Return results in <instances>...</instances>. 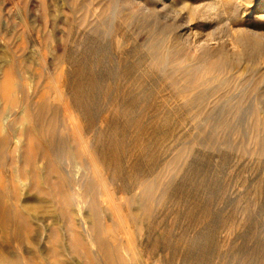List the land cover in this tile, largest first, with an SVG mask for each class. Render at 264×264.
Listing matches in <instances>:
<instances>
[{"label": "rangeland", "instance_id": "1", "mask_svg": "<svg viewBox=\"0 0 264 264\" xmlns=\"http://www.w3.org/2000/svg\"><path fill=\"white\" fill-rule=\"evenodd\" d=\"M127 1L0 0V126L23 127L26 99L44 95L77 154L37 162L62 172L72 187L61 191L52 174L39 171L31 184L17 173L18 153L6 147L0 192L17 212H32L21 237L0 224V252L33 264H97L103 235L127 264H264V13L250 11L262 0H215L206 24L187 21L189 46L172 19L207 11L208 0H165L181 13L169 15L160 0ZM209 36L213 45L200 49ZM232 37L249 41L246 50ZM232 44L245 59L231 54ZM186 64L197 76L158 70ZM94 140L104 146L97 168L87 151ZM81 178L103 198L110 192L97 212L78 195ZM146 180L154 188L144 200Z\"/></svg>", "mask_w": 264, "mask_h": 264}, {"label": "bare ground", "instance_id": "2", "mask_svg": "<svg viewBox=\"0 0 264 264\" xmlns=\"http://www.w3.org/2000/svg\"><path fill=\"white\" fill-rule=\"evenodd\" d=\"M131 1H133V0H129L127 2L130 3ZM160 1L162 2V5H163V7H161V8H164V10H165L164 15H166V13L168 14L169 12H172V11L175 14L180 13V10L179 11L173 10V9H175V7H173L172 5H170L168 3L166 4V2H164L165 0H160ZM253 1H252V3H253ZM132 4H133V2H132ZM143 5H145V4L143 3ZM257 5L258 4L256 3L254 5V7H252L250 9V11H252V9H254L255 11L264 13V0H262V4H260L259 6H257ZM205 6L207 7L206 8L207 11L205 10V11H202L200 13L198 11V13H197V11L195 10L196 8H194L191 10V12H189L190 14L186 15V13H185V15L180 17V19L178 18V20L176 18L172 19L173 22L171 25H172L173 29L176 31L175 33H177L176 34L177 39L178 40L181 39L182 41H180V42L185 43L186 46L191 45L190 40L188 39V38H190V36L186 32L188 29V28L186 29L187 21L188 20L191 21V20L196 19L197 23L206 24L208 22L207 20H208L210 14H211V10H214L218 6V4L215 2V0H208L207 5H205ZM251 6H253V5H251ZM147 8L145 5V7H142V10L149 11V10H147ZM202 10H204V9H202ZM242 10L244 11V12L242 11L243 13H245L247 11V9L244 6H243ZM250 11L248 13H250ZM247 15H249V14H247ZM163 18H164V16H163ZM205 36H207V35H205ZM160 38L161 37H159V39ZM240 38L238 39L236 37L234 39L232 37L231 40L234 41L233 44L239 43L237 45H242V47L245 49V47L249 44V41L247 42L246 40H241V42H240ZM157 41L158 40H152V42H150V45H151L153 53H154V56H153V58H155L154 63L158 64V62H159L158 65H160V62L164 63V62H162L164 60H163V58H160L162 56L161 55L162 53L160 50V44ZM211 41H213V38L210 36L206 37L204 39L202 38L201 40H199L198 44L201 46L200 49L202 47L205 48L206 46H209V45L212 46L213 44L211 45V43H210ZM255 41H256V39H255ZM233 44H232L231 54L238 59L240 58V60L243 59L244 58L243 56L245 54L243 55L242 50L241 51L236 50ZM218 46L223 48L224 45L222 43H220V44H218ZM196 47H198V45ZM215 47H216V45H215ZM237 49H239V48H237ZM235 60H237V59H235ZM155 69H156V67H155ZM197 69L198 68L196 65L186 64V65H176V66L169 67V68H167V67L162 68V69L159 68L158 70H161V73L164 76L167 75L168 77L172 78V77H193V75H196ZM5 77H6V74H5ZM7 77L8 78L12 77V75L11 76L8 75ZM1 78L4 79V77H1ZM59 84L60 83L58 82V85ZM5 85H3V86L7 87V84H5ZM58 85L56 84L55 94L53 95V96H55L54 98H57V99L51 98L52 100L53 99L58 100L59 97L62 96V94H63L61 87H59ZM8 89H10V87ZM188 100H190V102H191L192 97L189 98ZM25 103H26V106L23 107L24 109L22 110V115L19 116V118H18V120L24 122L23 127L16 128L14 126V123H12V121L7 122L6 124H4V126H0V163L6 162L7 158H6V155L3 153H4V150L6 149V147H8V148L11 147L10 152L16 151L18 153V157L16 158V160L19 161L20 164L16 169L17 173H19L21 176L29 177L32 180L31 184H35V183H37V181H36L37 173L39 171H44V172H46V175H47L46 178L47 179L49 178L48 176H50L51 174L55 176L56 179L54 181H52V184H54L56 188H58L61 191H66L67 187L71 188L72 185H70L69 182L65 179L62 172L59 171V169H57L56 166H53L51 163H49L48 160L45 162V164L43 166L37 164V162L39 159H42V158L47 159L49 156H52V155H53V157L57 158L58 155H60L59 152H61V150L64 154H67V156L72 161L76 160L77 154L72 149V145L70 144L69 138H67L65 136H59V134H58L59 133V125L57 122V114H56V112L54 114V112H53L54 110L52 111V107L54 105L51 107L49 102H48V99L44 95L38 96V98H36V100L34 102H30V100L26 99ZM65 104H64V106L69 107L67 103H65ZM64 109H66V108H64ZM63 111H65V113H66V110H63ZM66 114H68V111ZM0 116H2V115H0ZM75 118H76L75 115H72V114L68 115V118H67V121H69L68 122L69 128L72 131V134L79 132V128L77 126V122H76ZM95 138H96V136H95ZM97 140H98V138H97ZM97 142L98 141L94 140L93 146L89 144V146H88L89 149L87 150L88 155L90 156V159L92 160L95 168H97V164L99 162V160H97L98 158H96V157L102 156V155L96 156L95 154L96 153L98 154L100 151H102L103 150L102 148L104 147V146L102 148L96 147ZM10 143H13L12 146L10 145ZM86 148H87V146H86ZM98 150H100V151L98 152ZM9 158L11 160L12 159L15 160V157L12 155H10ZM99 158L101 160V157H99ZM102 160H103V156H102ZM104 166H106V163H104ZM99 168H100V166H99ZM97 173H99V172H97ZM103 174H104V171H103ZM99 175H100V173H99ZM101 178L103 179V177H101ZM21 185H23V183H21ZM77 185L79 188L82 187L84 190V193L78 192V195L83 196V198H81V199H84L85 202H87L89 204V206L93 207V209H92L93 212H97L96 207L99 205L101 206V204H99V203L103 202L105 200L106 196L108 198H111L110 194H109L110 192L108 191V189H106L108 186L106 187L105 182H104L103 187H105V189H106V192H105L106 196L104 195V198H103V195L97 193L94 183L87 180V179L81 178ZM141 186H142L141 187V195H142L143 199L145 200V199L151 198V195L153 193V188H154L153 182L146 180V182H144ZM0 189H2V188H0ZM15 198H16L15 196L12 197L13 200ZM62 202H63V204H66V205L69 204L70 203L69 196L68 195L64 196L62 199ZM144 202H146V201H144ZM13 203L14 202L11 200L10 196L7 197L2 192H0V224H1L2 229L5 232V234H7V233L11 234L10 235L11 237L12 236H14V237L20 236L21 237V233H20L19 229L20 228L27 229L29 226V222H27L26 217H24V215L31 213L32 209H31V206L24 205L23 212L22 213L17 212L14 209ZM33 212L34 213L36 212L35 208L33 209ZM96 234L97 233H94V235H96ZM10 236L6 237L7 241H9L8 239ZM96 240H97V242H96L97 252L96 253L98 255H100V259H98L96 261L97 264H127L125 260L117 258L115 256V253H114L115 249L107 244V240L103 237V235L102 236L96 235ZM18 258L19 257L13 256L11 253H8V251L7 252L6 251L0 252V264H33L32 261L20 260Z\"/></svg>", "mask_w": 264, "mask_h": 264}]
</instances>
